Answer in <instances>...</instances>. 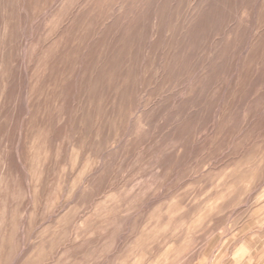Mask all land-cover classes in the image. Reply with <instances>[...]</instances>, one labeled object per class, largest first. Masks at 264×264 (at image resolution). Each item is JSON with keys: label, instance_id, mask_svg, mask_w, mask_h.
I'll use <instances>...</instances> for the list:
<instances>
[{"label": "rangeland", "instance_id": "1", "mask_svg": "<svg viewBox=\"0 0 264 264\" xmlns=\"http://www.w3.org/2000/svg\"><path fill=\"white\" fill-rule=\"evenodd\" d=\"M0 264H264V0H0Z\"/></svg>", "mask_w": 264, "mask_h": 264}]
</instances>
